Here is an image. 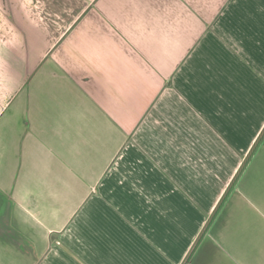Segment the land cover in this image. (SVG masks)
Listing matches in <instances>:
<instances>
[{"label":"crops","instance_id":"0c3cea01","mask_svg":"<svg viewBox=\"0 0 264 264\" xmlns=\"http://www.w3.org/2000/svg\"><path fill=\"white\" fill-rule=\"evenodd\" d=\"M0 264H264V0H0Z\"/></svg>","mask_w":264,"mask_h":264}]
</instances>
